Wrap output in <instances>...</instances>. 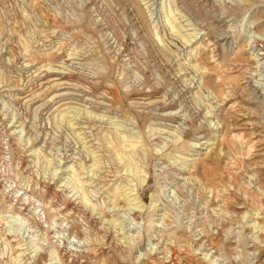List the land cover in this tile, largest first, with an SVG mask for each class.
I'll return each instance as SVG.
<instances>
[{"label":"rangeland","instance_id":"obj_1","mask_svg":"<svg viewBox=\"0 0 264 264\" xmlns=\"http://www.w3.org/2000/svg\"><path fill=\"white\" fill-rule=\"evenodd\" d=\"M259 49L264 0H0V264H264Z\"/></svg>","mask_w":264,"mask_h":264},{"label":"bare ground","instance_id":"obj_2","mask_svg":"<svg viewBox=\"0 0 264 264\" xmlns=\"http://www.w3.org/2000/svg\"><path fill=\"white\" fill-rule=\"evenodd\" d=\"M254 56H255V58L256 59H253V60H256L257 61V66H256V69L254 70L255 72L252 74L250 71H253L252 69L250 70V68H249V75H250V78H247V79H256V78H259V80H254V81H256V82H253V84H252V82L250 81V82H247V86H246V90L248 89V88H250V90L252 91V93H253V95H256V96H259V98H260V89H259V86H261L262 85V81H263V83H264V52H262V49H259V50H257V51H255V53H254ZM253 56V57H254ZM248 74V73H247ZM246 83V82H245ZM241 85V84H240ZM264 85V84H263ZM208 87V86H207ZM210 87V86H209ZM243 88V87H242ZM241 89V88H240ZM264 89V88H263ZM214 91H216V90H214ZM220 91V90H219ZM249 91V90H248ZM218 93V92H217ZM250 93V92H249ZM252 93H251V95H252ZM256 98H258V97H256ZM256 98H254V99H256ZM258 98V99H259ZM257 100V99H256ZM252 102H254V101H252ZM218 180V179H217ZM210 181V180H209ZM208 181V182H209ZM258 190H260L261 191V188H259ZM35 215H36V213H35ZM38 217H40V220H41V216H40V214H38L37 215ZM59 238V237H58ZM57 250H58V252H60V250H61V248L59 247V246H57V247H55ZM77 249V248H76ZM64 250V249H63ZM68 254H70V257H72V261L70 262V263H72L74 260H75V258L76 257H79V256H81L82 255V253H81V251L80 250H72V249H69V252H67L66 251V254H65V256L66 255H68ZM81 258V257H80ZM79 258V259H80ZM64 260V259H63ZM65 262V261H64ZM66 263V262H65ZM76 263V262H75Z\"/></svg>","mask_w":264,"mask_h":264}]
</instances>
